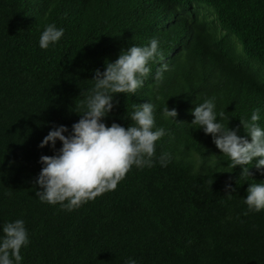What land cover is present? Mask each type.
Instances as JSON below:
<instances>
[{"label":"trees","instance_id":"1","mask_svg":"<svg viewBox=\"0 0 264 264\" xmlns=\"http://www.w3.org/2000/svg\"><path fill=\"white\" fill-rule=\"evenodd\" d=\"M50 24L64 35L42 49ZM153 38L164 60L150 62L136 93L114 94L102 118L127 128L151 102L154 130L167 133L153 166H133L116 190L72 211L42 202L40 158L62 147H39L44 137L61 125L70 135L96 70ZM212 98L217 121L237 135L251 142L240 119L256 109L264 129V0H0V240L6 223L24 221L20 264H264V210L244 202L264 169L254 161L252 176L241 177L212 135L192 125V110ZM165 107L176 120L164 118Z\"/></svg>","mask_w":264,"mask_h":264},{"label":"clouds","instance_id":"2","mask_svg":"<svg viewBox=\"0 0 264 264\" xmlns=\"http://www.w3.org/2000/svg\"><path fill=\"white\" fill-rule=\"evenodd\" d=\"M63 35L62 28L57 29L54 24H50L42 32L39 45L42 49H48ZM157 58L164 60L159 41L153 38L150 46H132L123 51L115 62H108L105 71L96 70L95 86L86 101L82 102L86 110L81 114V119L72 125L71 134L66 136L64 133L69 129L61 125L51 130L39 145L44 148L51 144L55 149L57 140L62 142L56 155H42L40 158L43 167L35 183L41 189L36 192V196L42 202L59 204L63 209L72 211L106 192L116 190L133 166H153L156 142L167 133L162 127L154 130L155 106L151 102L136 107L130 114L134 123L127 128L117 123L109 127L102 122V118L113 110L114 94H134L143 86L151 73L149 64ZM168 67L167 63H163L157 70V83L162 81ZM215 107L214 98L196 106L191 113L194 116L192 125L212 135L216 147L230 158V167H242L241 177L252 176L248 165H253L254 161L258 170L264 169V129L257 123L260 120L259 109L253 111L250 121L240 119L244 131L251 137L249 142L246 137L237 135L239 128L232 130L217 121ZM177 115L176 109H163L166 119H175ZM219 116L221 119L226 118L223 111ZM169 161V154L160 157L161 166L166 167ZM225 191L230 198L235 189L228 184ZM247 192L244 202L248 211L264 210V183H252ZM2 231L0 264H20L21 249L29 244L24 221L6 223ZM127 264H136V261L129 259Z\"/></svg>","mask_w":264,"mask_h":264}]
</instances>
